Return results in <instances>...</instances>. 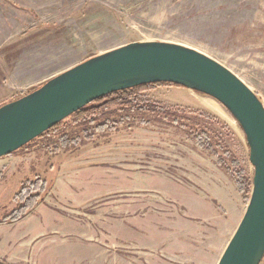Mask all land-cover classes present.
<instances>
[{
	"label": "rangeland",
	"instance_id": "374dc122",
	"mask_svg": "<svg viewBox=\"0 0 264 264\" xmlns=\"http://www.w3.org/2000/svg\"><path fill=\"white\" fill-rule=\"evenodd\" d=\"M135 42L201 53L264 106V0H0V107ZM144 94L181 128L172 116L108 109L96 125L117 117L122 125L65 127L0 158V219L24 182L49 186L34 214L0 227V264L218 263L247 203L216 162L252 178L242 131L206 96L175 87ZM62 134L79 143L61 147ZM201 134L215 155L195 143Z\"/></svg>",
	"mask_w": 264,
	"mask_h": 264
},
{
	"label": "water",
	"instance_id": "95a60500",
	"mask_svg": "<svg viewBox=\"0 0 264 264\" xmlns=\"http://www.w3.org/2000/svg\"><path fill=\"white\" fill-rule=\"evenodd\" d=\"M171 84L220 105L242 131L253 169L244 215L217 264L264 258V106L233 73L192 49L163 42L121 46L66 70L0 107V158L19 151L74 113L110 94Z\"/></svg>",
	"mask_w": 264,
	"mask_h": 264
},
{
	"label": "trees",
	"instance_id": "16d2710c",
	"mask_svg": "<svg viewBox=\"0 0 264 264\" xmlns=\"http://www.w3.org/2000/svg\"><path fill=\"white\" fill-rule=\"evenodd\" d=\"M159 87L181 88L171 84L160 83L143 85L129 90L110 94L92 102L85 108L74 113L61 123L57 124L51 130L38 137V139L48 138L51 136V134L61 132L65 127H77L81 124L87 125L89 128H93L95 132H99L105 128H107L108 130H113L116 126H120L123 124L124 119L120 121L122 117H117L112 121L105 119L100 125H96V117H99V115H102V113H105L108 109H114V114H120L124 111L126 113L139 114L148 112L154 115V120L163 121H166L169 116H172L173 120L170 122V125L173 127L181 128L179 120H177L175 115H169V113H167L163 107L155 103H149L142 100L145 92H150L152 90L154 91ZM161 116L163 117L162 119ZM128 118L127 116H125V119ZM148 123L149 122L147 121L143 122L144 125H147ZM183 131H187V127H184ZM193 139L197 144L205 143L206 151L209 153V155H215L210 148V137L206 136L205 134H201L200 136H193ZM31 143L21 148L20 151L25 149ZM59 143L61 147L65 149H67L68 147L75 148L79 143V140L78 138L70 139L67 134H62L59 137ZM216 163L220 167L219 169L232 181L237 194L243 199L244 202L247 203L248 198L245 199V197L250 194L252 178L248 180L247 177H245L244 172L238 168H223L222 166L225 165V163L224 160L220 157L218 158ZM48 187L49 186H47L46 182L42 179L40 180V178H36L33 182H24L18 193L14 196L15 202L18 203L17 206L8 215H5L0 219V225L13 224L24 218L26 215L30 214L39 204L43 202V198L48 191ZM261 264H264V258Z\"/></svg>",
	"mask_w": 264,
	"mask_h": 264
},
{
	"label": "crops",
	"instance_id": "0c3cea01",
	"mask_svg": "<svg viewBox=\"0 0 264 264\" xmlns=\"http://www.w3.org/2000/svg\"><path fill=\"white\" fill-rule=\"evenodd\" d=\"M208 103H211V104H212V103H215V102L211 100V101H209ZM216 209L218 210V209H220V207H218V208H216ZM220 210H221V209H220ZM220 210H218V211H220ZM202 211L204 212L205 209L202 208ZM32 213H33V212H32ZM34 213H35V212H34ZM34 213H33V214H34ZM28 215H30V214H28ZM218 215H219V214H218ZM216 216H217V215H216ZM26 217H27V216H26ZM26 217L22 218V219L19 220L18 222L13 223L12 225L17 224V223L23 221ZM33 217H34V218L37 220V222H38V217H35V215H34ZM38 224H39V227H41V225H42L41 221H39ZM8 225H9V224H8ZM45 225L48 226V223H46ZM5 226H7V225H0V227H5Z\"/></svg>",
	"mask_w": 264,
	"mask_h": 264
}]
</instances>
